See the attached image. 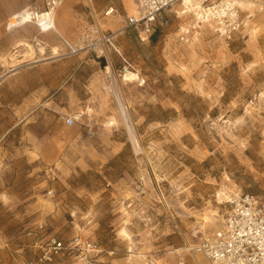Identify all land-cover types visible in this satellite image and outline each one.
<instances>
[{
  "label": "rangeland",
  "instance_id": "obj_1",
  "mask_svg": "<svg viewBox=\"0 0 264 264\" xmlns=\"http://www.w3.org/2000/svg\"><path fill=\"white\" fill-rule=\"evenodd\" d=\"M133 1L0 0V264H205L225 196L264 202V0L230 41L185 38L180 5L126 29ZM25 9L56 32L10 28ZM52 239L93 250L48 262Z\"/></svg>",
  "mask_w": 264,
  "mask_h": 264
},
{
  "label": "built area",
  "instance_id": "obj_2",
  "mask_svg": "<svg viewBox=\"0 0 264 264\" xmlns=\"http://www.w3.org/2000/svg\"><path fill=\"white\" fill-rule=\"evenodd\" d=\"M137 15L127 18L126 29H139L145 36H150L157 20L168 9L175 5L183 8L181 13L192 15L196 24L185 29V38L197 37L198 25L210 26L216 36L224 41H230L243 26L239 6L234 0H134ZM32 17L41 30L47 28L44 23L37 24L35 12ZM113 13L109 9L106 15ZM181 14V15H184ZM178 14V11L175 12ZM25 18V17H24ZM28 22V23H30ZM113 38L107 37V41ZM74 124L72 118L66 120V126ZM223 206L227 208L221 220L220 227L214 232L203 236L193 247L192 252L199 255L205 264H264V202L249 193H233L225 196ZM41 229V227H39ZM92 251L90 243L75 240L66 246L59 240L52 239L43 250V259L51 260L60 254H71L75 251ZM177 264H186L180 258Z\"/></svg>",
  "mask_w": 264,
  "mask_h": 264
},
{
  "label": "bare ground",
  "instance_id": "obj_3",
  "mask_svg": "<svg viewBox=\"0 0 264 264\" xmlns=\"http://www.w3.org/2000/svg\"><path fill=\"white\" fill-rule=\"evenodd\" d=\"M185 3H189V1L185 0ZM134 4H135V1L133 3L134 10L132 11V14L137 15L136 4L135 5ZM35 13H36L35 17L38 21L37 24L39 25L41 23H44V25L46 27L48 26L47 28H44L42 30H44L45 32H47L49 30H53L56 32L55 22H54V18L52 16V14H47V13L39 14L37 12H35ZM32 15H34V14L29 13L28 9H25L22 12L18 13V15L16 14V15L12 16L13 21L8 20V21H10L8 26L10 28H16V27H19L21 25H25L26 23L30 22V20L35 19L34 17H32ZM108 15H110V14H108ZM137 79H138V76L136 74H134L132 72H128V71H126L125 75L123 76V81H125V82H132L134 80L136 81ZM113 95H114L115 103L119 109V113L121 115V118L123 119V122H124L126 129H127V132L131 137L130 126L128 125V121L125 118V111H124L123 105L121 103L120 97L115 92L113 93Z\"/></svg>",
  "mask_w": 264,
  "mask_h": 264
},
{
  "label": "crops",
  "instance_id": "obj_4",
  "mask_svg": "<svg viewBox=\"0 0 264 264\" xmlns=\"http://www.w3.org/2000/svg\"><path fill=\"white\" fill-rule=\"evenodd\" d=\"M133 3H134V1H133ZM135 5V4H134ZM133 15V14H132Z\"/></svg>",
  "mask_w": 264,
  "mask_h": 264
}]
</instances>
